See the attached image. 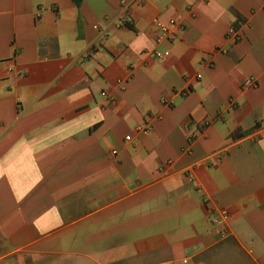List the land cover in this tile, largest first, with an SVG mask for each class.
I'll return each instance as SVG.
<instances>
[{"label": "crops", "instance_id": "1", "mask_svg": "<svg viewBox=\"0 0 264 264\" xmlns=\"http://www.w3.org/2000/svg\"><path fill=\"white\" fill-rule=\"evenodd\" d=\"M165 262L264 264V0H0V264Z\"/></svg>", "mask_w": 264, "mask_h": 264}, {"label": "built area", "instance_id": "2", "mask_svg": "<svg viewBox=\"0 0 264 264\" xmlns=\"http://www.w3.org/2000/svg\"><path fill=\"white\" fill-rule=\"evenodd\" d=\"M124 2V1H123ZM131 2L136 3V4H141L143 2V0H131ZM179 22L174 19L171 18L166 22H162L159 23L156 29V34H155V40L157 43H161L164 40H169L170 39V33L173 29V27L178 26L179 27ZM240 30L241 28L238 27L236 29H234L233 31H231L229 33L230 37H233L234 39H238L240 37ZM198 77H200V75H197ZM132 77V69L128 68L126 74L123 77H120L117 79V84L121 87H124V85L126 84V82ZM245 85H255V80L254 78H248L245 80ZM182 93H185L184 91H182ZM102 94H106L105 92H102ZM163 103H167V100L163 99ZM138 129H142V127H138ZM192 137L193 134H191ZM131 138L130 135H126L125 139L129 140ZM226 217V214H222L220 216H215L213 218L214 222H220L221 219H224ZM184 263H186V260H183ZM163 264H172L171 262H165Z\"/></svg>", "mask_w": 264, "mask_h": 264}, {"label": "trees", "instance_id": "3", "mask_svg": "<svg viewBox=\"0 0 264 264\" xmlns=\"http://www.w3.org/2000/svg\"><path fill=\"white\" fill-rule=\"evenodd\" d=\"M72 2H73L75 5L79 6V5L81 4L82 0H72Z\"/></svg>", "mask_w": 264, "mask_h": 264}]
</instances>
